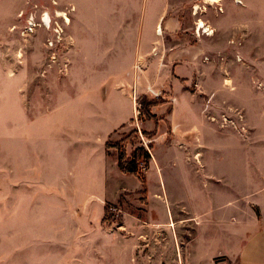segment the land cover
<instances>
[{
  "label": "crops",
  "instance_id": "1",
  "mask_svg": "<svg viewBox=\"0 0 264 264\" xmlns=\"http://www.w3.org/2000/svg\"><path fill=\"white\" fill-rule=\"evenodd\" d=\"M43 2L66 11L67 45L13 94L5 148L0 119V264H264V93L246 110L229 90L213 44L228 27L186 23L196 0ZM149 88L163 104L137 121L152 135L143 188L106 145ZM142 191V216L105 224Z\"/></svg>",
  "mask_w": 264,
  "mask_h": 264
},
{
  "label": "rangeland",
  "instance_id": "2",
  "mask_svg": "<svg viewBox=\"0 0 264 264\" xmlns=\"http://www.w3.org/2000/svg\"><path fill=\"white\" fill-rule=\"evenodd\" d=\"M193 12L199 18L206 17L216 25L228 27L213 35V44L220 48L218 64L222 75L227 79L229 90L234 91L236 87L243 99L242 104L249 110L251 94L264 93V0H221L218 4L212 0H196L190 4V13L189 8L185 11L186 23L189 24L187 15L190 14L191 17ZM68 22L65 10L53 5L48 9L43 0H0V119L4 148L9 144L13 94L17 89L22 93L32 90L33 83L41 86L43 64L54 55L62 59L67 45L65 30ZM17 50L19 60H16ZM33 60H37L35 70ZM34 71L39 78L37 82L34 80ZM146 100L148 101L147 98H139L141 103L147 102ZM131 127L134 128L132 123L128 126V133L125 135L121 132L120 135L127 136ZM129 145L135 149L138 142L133 141L127 147ZM148 161L145 160L146 171ZM146 171L138 172L136 177L139 182L140 179L143 180L140 183L142 186ZM180 199L187 204L186 198ZM145 206L142 191L141 197L137 199L120 201L115 207L106 206L104 222L117 230L122 226L123 216L139 215L138 211ZM184 228L182 236L188 237V227ZM156 235L155 232L147 234L152 244Z\"/></svg>",
  "mask_w": 264,
  "mask_h": 264
},
{
  "label": "trees",
  "instance_id": "3",
  "mask_svg": "<svg viewBox=\"0 0 264 264\" xmlns=\"http://www.w3.org/2000/svg\"><path fill=\"white\" fill-rule=\"evenodd\" d=\"M147 101V100H146ZM141 112L138 118L139 121L143 120H155V117L151 114L150 109L154 106L163 104V101L160 99L148 100L145 103H141ZM143 136L150 138L151 134L141 133ZM133 141H137V131L132 130L127 136H125L118 143L112 144L107 143L106 147L116 149L118 151V167L121 173L125 175H132L138 177V165L141 159H147L149 156L146 151L141 148H135L131 155L128 157L126 154V148L128 144H132ZM140 183H143V180L140 179Z\"/></svg>",
  "mask_w": 264,
  "mask_h": 264
},
{
  "label": "built area",
  "instance_id": "4",
  "mask_svg": "<svg viewBox=\"0 0 264 264\" xmlns=\"http://www.w3.org/2000/svg\"><path fill=\"white\" fill-rule=\"evenodd\" d=\"M203 34L205 35H209L212 34V31H209L208 28H205L201 31ZM197 36H200L199 33V28L196 30ZM147 94L152 96L154 99H161V94L159 92H155L153 90H151L150 88L147 89ZM131 99H132V103L134 106V129L137 131V142H138V147L143 148L147 155L149 156V158L147 159H141L139 165H138V172H145L146 171V167H145V160H148L151 158V149H150V145L152 143V139L151 138H147L145 136H143L139 130L138 127V118L140 116V112H141V102L139 101V97L136 95L135 91H132L131 94Z\"/></svg>",
  "mask_w": 264,
  "mask_h": 264
},
{
  "label": "bare ground",
  "instance_id": "5",
  "mask_svg": "<svg viewBox=\"0 0 264 264\" xmlns=\"http://www.w3.org/2000/svg\"><path fill=\"white\" fill-rule=\"evenodd\" d=\"M212 1H214V3L218 4L221 0H212ZM198 26L205 27V25H204V23L202 21H198Z\"/></svg>",
  "mask_w": 264,
  "mask_h": 264
}]
</instances>
